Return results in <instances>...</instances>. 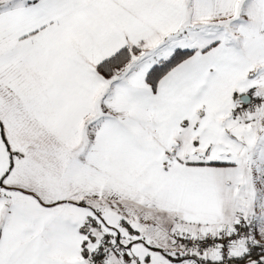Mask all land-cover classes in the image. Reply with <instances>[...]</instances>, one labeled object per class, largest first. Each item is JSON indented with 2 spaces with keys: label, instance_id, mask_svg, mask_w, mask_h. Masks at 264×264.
I'll return each instance as SVG.
<instances>
[{
  "label": "snow or ice",
  "instance_id": "1",
  "mask_svg": "<svg viewBox=\"0 0 264 264\" xmlns=\"http://www.w3.org/2000/svg\"><path fill=\"white\" fill-rule=\"evenodd\" d=\"M0 264H264V0H0Z\"/></svg>",
  "mask_w": 264,
  "mask_h": 264
}]
</instances>
